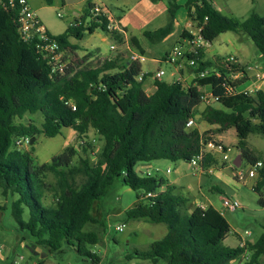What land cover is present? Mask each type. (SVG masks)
Masks as SVG:
<instances>
[{"label": "trees", "instance_id": "16d2710c", "mask_svg": "<svg viewBox=\"0 0 264 264\" xmlns=\"http://www.w3.org/2000/svg\"><path fill=\"white\" fill-rule=\"evenodd\" d=\"M6 1L0 0V190L3 198H15L12 216L19 229L34 240L33 245L51 254L68 244L98 264L100 258L87 246L97 245L99 235L84 228L100 223L94 215L96 203L121 183L138 193L137 203L125 213L126 219L164 224L168 230L148 250L135 251L134 258L154 264L160 260L168 264H233L249 255L246 264H264V234L244 248L226 247L224 241L231 228L223 213L213 207L193 209L188 205L190 198L175 185L158 176L141 177L135 170L139 163L161 160L190 163L203 144L231 129L237 133L236 148L241 157L249 164L261 161L252 154L248 140L253 135L264 139V92H238L248 80L246 67L232 65L225 58L204 61L201 52L194 57L196 67H190L195 71L193 86L156 80L152 95L137 81L142 73L138 63L126 67L119 59L107 58L93 65L89 61L93 53H88L71 62L65 58V68L60 71L59 65L44 56L46 52L42 54L37 40L21 38L17 11L5 9ZM152 1H168L169 6L167 25L143 33L150 43L158 44L173 33L181 5L177 0ZM216 1L187 0L184 5L193 23L204 24L203 38L212 44L224 33H244L264 59V16L255 12L242 20L226 16L215 8ZM46 2L52 5L53 0ZM95 7L89 1L85 15L72 22L65 33H49L63 53L77 52L78 46L72 41L96 30L108 34L117 45L124 44L120 32L108 30L106 16L92 17ZM188 37L184 32L181 40ZM130 46L144 55L138 37L130 38ZM211 69L221 76L215 72L204 78L197 76ZM238 73L240 78L235 79ZM206 87L218 102L200 111ZM27 113H41V127L34 122L15 123ZM191 118L216 128L201 133L196 126H187ZM64 129L76 133L78 145L67 147L49 163L39 165L32 151L15 147L18 139L31 140L39 134L52 138ZM91 132L103 141L97 152L87 141ZM218 164L211 156L202 162L205 169ZM163 187L165 190L160 191ZM263 188L264 166L254 190L261 193ZM150 192L157 193L150 200L152 205L144 199ZM259 202L264 204L262 199Z\"/></svg>", "mask_w": 264, "mask_h": 264}, {"label": "rangeland", "instance_id": "374dc122", "mask_svg": "<svg viewBox=\"0 0 264 264\" xmlns=\"http://www.w3.org/2000/svg\"><path fill=\"white\" fill-rule=\"evenodd\" d=\"M108 6V10L111 15H114L118 19L122 18L131 11L130 17L134 20L132 22H123L125 29L133 36L139 37L140 33L145 29H149V26L145 22L144 17L139 15V10L144 7H151L153 12H161L166 6H168V1L162 2H151L150 0H102ZM178 1V0H177ZM243 0H217L215 2V8L217 11L222 12L223 15L230 16L226 3L236 2L237 4L233 7V11L236 13V17L239 20L246 19L252 12H255L261 16H264V0H248V4L245 6L242 2ZM31 4L40 5L44 0H29ZM60 0H54L53 7L46 6L40 12L48 20V27L50 31L56 35H61L65 33L71 24V17L64 11L61 6ZM137 3V5H135ZM164 6V7H162ZM133 10V11H132ZM61 17H58V15ZM167 22H157L154 25H165L169 21V15L165 11ZM147 17V16H146ZM233 17V16H232ZM52 27H50V25ZM151 27V26H150ZM229 36L235 38L236 33L230 32ZM239 36L248 40L257 55L261 56L258 52L257 47L248 35L244 33H239ZM179 38V37H178ZM78 46L77 52L70 51L63 54L62 60L66 58L67 61L80 60L86 56V53L92 52L94 60L91 64L97 65L105 60V56L97 55V51L103 54H109L111 40L108 34L102 30H98L94 35L87 34L84 39L72 41ZM114 43V42H113ZM115 45L117 43H114ZM158 44L150 43L147 46L150 48H156ZM215 44V43H213ZM220 41L215 44L217 47ZM181 45V44H178ZM162 46L161 49L153 52L149 50L148 55L150 57L158 58L159 60L165 59L166 55V45ZM215 47V48H216ZM226 44H224V48ZM231 49V48H229ZM129 50V49H128ZM218 51V50H217ZM212 52V56L216 55L218 52ZM229 50H226L228 52ZM229 53V52H228ZM128 56V54H127ZM127 56H124L126 58ZM102 57V59H101ZM146 57V56H145ZM258 59H254L256 61ZM264 62V60L262 59ZM162 66L166 70L165 76L162 78L163 81L171 82V65L166 63L164 60L161 61ZM256 63H259L257 61ZM143 71L147 72L152 69L154 72L157 71V65L151 63L147 58L144 63H142ZM29 122H34L38 127L44 122V118L41 113L24 115L23 119H16V124H28ZM203 129V127H201ZM231 139V138H230ZM33 144L25 143L20 148L22 151H32L35 162L39 165L49 163L52 159L69 147L78 145V138L76 133L72 129H64L61 134L48 138L42 134L36 135L33 138ZM89 141L95 148V152L99 150L102 146V142L95 132H91L88 137ZM249 147L253 150V155L256 157H261L264 159V139L259 136H250ZM230 157L231 160H235L238 156L237 148L230 147ZM93 157V155H92ZM163 163L151 162V163H139L136 167V172L141 177L147 176V171L150 170L146 168V165L152 164L150 171L155 172L159 170V173H154V176L161 177L167 183L177 174L174 173L177 166L180 167L179 172L185 174V181L191 185V190L188 192H183L178 190L180 193L198 198L202 204L214 205L218 207L220 211L224 214V217L230 224L231 231L224 241V245L230 248H237L241 245L242 241L256 243L264 234V204L259 201L262 199L264 201V188L261 193L254 190V185L256 184L254 180H247L244 184L235 178L237 169L229 168L222 171L220 168L212 167V172H206L205 174H200L187 162H171L167 160H161ZM158 165V166H157ZM170 166L171 174L166 173L168 167ZM248 166V161L243 159L241 170H246ZM156 167H159L158 169ZM219 167V166H218ZM239 170V169H238ZM184 187V186H183ZM189 195V196H188ZM138 193L133 191L131 188L122 185L121 183L116 184L109 195L104 198L100 204L102 206V211L94 212L99 216L100 223L98 224H88L85 228V232H94L99 235V243L95 246H87V249L95 253L99 258L100 262L98 264H154L151 261H144L134 258L135 251H146L150 246L161 240L168 232L167 227L164 224H151L144 220H127L125 213L129 208H132L138 201ZM194 198L189 201V207H192ZM224 198L237 201L240 208L236 211L225 210L222 208V200ZM15 198L5 199L2 197L0 190V207L3 209L2 220L0 224V264H37L41 261L40 257L34 256L30 247L33 246L34 240L23 233L16 221L12 216V203ZM51 201V198L48 202ZM29 217L28 212L24 214V219L27 220ZM125 225V230L123 232H118L116 228L121 225ZM250 233V236L246 234ZM25 236L26 240L23 242L22 237ZM48 256L44 258V264H94L89 257H84L70 245L64 244L61 252L47 253ZM249 256V255H248ZM243 257L241 260L234 262L233 264H246L247 257ZM156 264H168L167 261L160 260Z\"/></svg>", "mask_w": 264, "mask_h": 264}, {"label": "crops", "instance_id": "0c3cea01", "mask_svg": "<svg viewBox=\"0 0 264 264\" xmlns=\"http://www.w3.org/2000/svg\"><path fill=\"white\" fill-rule=\"evenodd\" d=\"M60 1H61L60 2L61 6L64 9V11L69 15V17L72 18L70 21L71 23L74 22L75 20L80 19L81 17H83L85 15V8H86V5L89 1L92 2L93 5L102 6L106 10H108V6L105 3H103L102 0H60ZM139 1L141 2L142 0H139ZM150 1L153 2L152 0H150ZM53 2H54V0H53ZM159 2H162V1H159ZM186 2H187V0H178L177 1V3L181 5V8L179 9V11L176 14L174 31L169 37H167L164 41H162L159 45H157L156 48H150V46H147L150 44V42L143 36V33H144V31H155V30L162 28V27L167 25V23L165 25H154V24H156L157 22H167V19L165 20V17L167 18L165 11L168 13V7L169 6H166L164 8V11H163V9H161L160 13H158L157 11L153 12L152 8L150 6L149 7L144 6L138 12L140 17L145 16L144 17L145 22L148 24V25H145V28L147 26H149V29H145L144 31H142L140 33L138 39L140 41L141 47L144 50V55L146 56V58L151 63L157 65V68H156L157 71L163 70L166 73V70L162 66V62H161L164 59L159 60L156 57H154V58L150 57L151 55H148L149 54L148 52H150L149 50H153V52H156L157 50L161 49L162 46H160V45H166L165 46L166 47V53L165 54L169 53L175 46H178V44L184 43L185 39L181 40L182 34L184 32H188L189 29L193 26L191 20L189 19L188 11L184 7ZM242 2L245 6L248 4V0H243ZM236 4H237L236 2L226 3V8H227L230 16H233V17L237 16L236 13L233 11V7ZM53 5H54L53 3H52V5H48L46 0H44V2H42L39 6L38 5L36 6V4L35 5L31 4V7L37 13L40 20L45 25V27L47 28L49 33L54 35V36H57L56 34H54L50 31V29L48 27V23H47L48 20L46 19V17H44L43 15H40V12L43 9L47 8L46 6L53 7ZM135 5H137V3ZM162 7H164V6H162ZM220 13L223 14L222 12H220ZM130 14H131V11H129V13L126 14L123 17V19L122 18L118 19L114 15H111L121 30L120 33H121V36H123V38H124V44L121 46L117 45V50L112 51L111 46L115 42L108 35L109 39L112 42L111 46H110L109 54H103L100 51L96 52V53H98L97 54L98 56L99 55H101V56L106 55L104 59H107V58L108 59H119L120 63L126 67L129 65V61H130L129 56H130L131 52H133V49L130 46V38L133 37V35H131L125 29L126 27L123 26V24H124L123 22L125 21L126 23L127 22L130 23V22H132L131 20H134L132 17H130ZM49 25H50V27H52L51 24H49ZM97 31L98 30H96L95 33ZM229 33L230 32L224 33V34L219 36V38L214 42L216 44V43H218V41H220V44L217 47L213 43L210 44L208 50L204 53V56H205L204 61H214L217 58H226L229 56L237 57L239 62H240V65H242L243 67H246V66L251 67V69H246L248 80L238 89L239 92H249L251 94H255L258 91L264 92V62L262 61V59H263L262 56L257 55V52L251 46L249 41L245 40L243 37L239 36V33H236V35H238V36H235V38H231L232 36H229L230 35ZM135 37H137V36H135ZM224 44H226L225 48H224ZM229 48H231V49H229ZM226 50H229L228 51L229 53L226 52ZM214 51H217L218 53L216 55L212 56V52H214ZM89 53H92V52H89ZM86 54H88V53H86ZM127 54H128V56H127ZM124 56H127V57L124 58ZM101 59H102V57H101ZM254 59H258V60L253 61ZM93 60H94V57H92L89 61L91 62ZM257 61H259V63H256ZM171 68H172V71H171L172 81L171 82L169 81L168 83L180 81L186 86H193L194 85L195 71H194V69L190 68V66L188 65V63L186 61L181 62L180 66H172L171 65ZM156 72H154L152 69H149V71H147V73H149V74L145 77V80L143 82L144 90L148 95H152L156 90V87H155L156 79L154 78V74ZM206 90L211 91L210 88H208V87L203 89V91H206ZM212 105L217 106L216 103H213ZM205 107H206V105L203 104L200 106L199 110L203 111ZM197 118L200 119L199 116ZM196 127L199 129V131L201 133H204V132L209 131V130H214L216 128V126H210L205 122L196 123ZM201 127H203V129H201ZM90 135H91V133L89 134V136ZM213 140L223 144L224 146H226L228 148H230V147L236 148L237 143H238L237 133L234 129H231V130H229L225 133H222V134L214 135ZM250 150L253 154V150L251 148H250ZM237 151H238V156H237V158H238L239 156H241V152L239 150H237ZM237 158L235 160H237ZM258 158H260L262 162L264 161L263 158H261V157H258ZM216 159L219 162V164H218L219 167L218 166H216V167L220 168V166H221L220 169H222L223 173L225 170L231 168L230 165H226V166L222 167L221 162H220L221 159H220L219 155H216ZM235 160H233V162ZM157 163L159 164V163H163V162L157 161ZM241 163H243V158H242ZM146 168H147V170L148 169L151 170L152 164L146 165ZM156 168L158 169L159 167H156ZM179 169H180V167L177 166L174 173L177 172L178 175H176L171 180H169L168 184L175 185L179 190H182L183 192H188L187 194H189V191L191 190L192 187L188 183V181H185V179H186L185 174L180 173ZM167 170H170V172L168 173V171H166V173H168V174L172 173L170 166L168 167ZM258 180H259V178L255 181V183ZM165 188L166 187H163L160 191H164ZM189 198L191 199L194 197L189 196ZM198 206L204 207V208L213 207L214 209H216L222 213V211H220V209L218 207H215L214 205L210 206L207 204H202L198 198H194L191 208L194 209ZM99 209H100V213H101L102 206H101L100 202H97L94 212L99 211ZM94 215L97 218H99V216L97 214H94ZM1 220H2V217H1Z\"/></svg>", "mask_w": 264, "mask_h": 264}, {"label": "built area", "instance_id": "2783aa9c", "mask_svg": "<svg viewBox=\"0 0 264 264\" xmlns=\"http://www.w3.org/2000/svg\"><path fill=\"white\" fill-rule=\"evenodd\" d=\"M3 7L5 9H12L17 11L18 15V25H19V33L21 38L24 41H32L37 40L38 48L41 50L42 54L44 55L50 63H54L55 65H59L60 71H63L65 66L62 61L63 52L60 49L59 44L54 41L51 36L49 35V31L45 27V25L40 20L37 13L34 11V9L31 7V4L29 0H7L3 3ZM92 17L95 19L99 17L106 16L108 20V30L110 31H118L121 32L118 24L114 20V18L111 16L110 12L106 10L102 6H96L91 11ZM58 17H61L59 14ZM192 22V21H191ZM192 27L188 31L189 37L184 40V43L178 46H175L169 53H167L164 61L172 66H180L181 62L186 61L190 67H196L197 62L194 59V57L198 56L201 52L205 53L210 43L207 42L203 36H202V30L203 26H198L196 23L192 22ZM111 50L115 51L117 50V44H113L111 46ZM188 56H192L191 59H188ZM129 63H138L141 65L142 73L137 77L138 82H144V78L149 74L147 72H143L142 63L146 61V57L143 54L137 53V52H131L129 56ZM226 62L234 65H240V62L237 57L235 56H229L225 58ZM246 69H251V67L246 66ZM247 71V70H246ZM211 72H215L216 76L220 77L221 74L218 72V70H206L201 73H198L197 76L204 78L208 76ZM240 73L235 74V79L240 78ZM165 76V71L159 70L154 74V78L156 80H162V78ZM203 91V90H202ZM239 92V90H238ZM202 103L206 106L212 105L213 103L218 102V98L214 97L211 91H203V94L201 96ZM188 127H194L196 126V122L194 119H190L188 124ZM30 138H21L16 140L15 147L21 148L23 144L29 143ZM231 149L224 146L223 144L216 142L214 140H210L207 143L203 144V147L200 151V153L193 157L190 161V165L196 170V172L200 174H205L206 172H212V167L205 169L202 166V162L208 157L211 156L216 159V155L220 156L221 159V165L222 167L226 165H230L232 168L237 169V172L235 174V178L246 184L247 180H254L256 181L259 178L260 171L264 166V163L262 161H257L253 164H248L246 170L242 171L239 167L237 168L234 165V162L231 160L230 157ZM239 169V170H238ZM170 170H168V173ZM154 173H159V170H156L155 172H152L150 170L147 171V176L151 177L154 176ZM157 193L156 192H150L147 193L144 197L146 201L149 202L150 205L153 203L150 202L151 199L156 198ZM205 209L204 207H202ZM222 208L225 210H231L236 211L240 208V205L237 201L230 200L227 198H224L222 200ZM116 230L118 232H123L125 230V225L121 224L119 225ZM247 236H250V233L246 234ZM247 242L242 241L240 247H246ZM248 256V255H247Z\"/></svg>", "mask_w": 264, "mask_h": 264}, {"label": "water", "instance_id": "95a60500", "mask_svg": "<svg viewBox=\"0 0 264 264\" xmlns=\"http://www.w3.org/2000/svg\"><path fill=\"white\" fill-rule=\"evenodd\" d=\"M198 117V116H197ZM201 118V116H199ZM198 119V118H197ZM33 139L30 140V144H33ZM242 158L241 156H239L237 158V160L234 161V165L239 168L242 165ZM1 217H2V213L0 211V224H1ZM31 253L36 256V257H40L41 260H43L44 258H46L48 256L47 252L43 251L42 248L33 245L32 247L29 248Z\"/></svg>", "mask_w": 264, "mask_h": 264}]
</instances>
